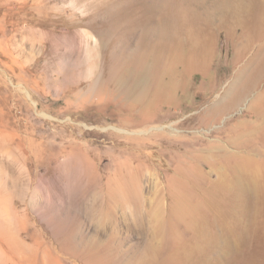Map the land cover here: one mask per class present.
<instances>
[{
	"label": "rangeland",
	"instance_id": "1",
	"mask_svg": "<svg viewBox=\"0 0 264 264\" xmlns=\"http://www.w3.org/2000/svg\"><path fill=\"white\" fill-rule=\"evenodd\" d=\"M0 264H264V0H0Z\"/></svg>",
	"mask_w": 264,
	"mask_h": 264
},
{
	"label": "bare ground",
	"instance_id": "2",
	"mask_svg": "<svg viewBox=\"0 0 264 264\" xmlns=\"http://www.w3.org/2000/svg\"><path fill=\"white\" fill-rule=\"evenodd\" d=\"M214 1V0H213ZM253 5H254V7H256V8H259V9H262V4H260V3H257V2H255V1H253ZM241 7H244V4L243 3H241V5H240ZM246 6V5H245ZM257 15H258V13H257ZM259 16V15H258ZM259 21V20H258ZM258 23V22H257ZM213 207V206H212ZM214 209V208H213ZM181 215V214H180ZM186 219V218H185ZM199 223H200V221H199ZM197 225H198V223H197Z\"/></svg>",
	"mask_w": 264,
	"mask_h": 264
}]
</instances>
